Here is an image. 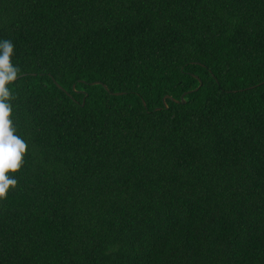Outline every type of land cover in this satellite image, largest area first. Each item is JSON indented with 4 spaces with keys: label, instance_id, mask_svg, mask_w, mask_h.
Segmentation results:
<instances>
[{
    "label": "trees",
    "instance_id": "trees-1",
    "mask_svg": "<svg viewBox=\"0 0 264 264\" xmlns=\"http://www.w3.org/2000/svg\"><path fill=\"white\" fill-rule=\"evenodd\" d=\"M3 40L0 264H264V0H0Z\"/></svg>",
    "mask_w": 264,
    "mask_h": 264
},
{
    "label": "clouds",
    "instance_id": "clouds-1",
    "mask_svg": "<svg viewBox=\"0 0 264 264\" xmlns=\"http://www.w3.org/2000/svg\"><path fill=\"white\" fill-rule=\"evenodd\" d=\"M13 55L14 44L10 40L0 41V200L6 199L9 190L17 186V179L9 173H17L22 168L28 150L26 141L16 134L10 119L15 97L8 85L19 78L21 71L13 64Z\"/></svg>",
    "mask_w": 264,
    "mask_h": 264
},
{
    "label": "water",
    "instance_id": "water-1",
    "mask_svg": "<svg viewBox=\"0 0 264 264\" xmlns=\"http://www.w3.org/2000/svg\"><path fill=\"white\" fill-rule=\"evenodd\" d=\"M57 84H58V83H57ZM58 86L61 87L60 84H58ZM105 87L108 89V87H107L106 85H105ZM61 88H62V87H61ZM198 88H199V87H198ZM198 88H197V89H198ZM197 89H196V90H197ZM189 92H192V91H188V93H189ZM119 93H120V92H118V94H119ZM168 97H169V96H168ZM172 99H173L174 101H176V102H179V100H177V99H174V98H172ZM182 102H185L184 95L182 96ZM164 103L166 104V100H165V98H164ZM144 104L146 105L145 102H144ZM166 106H167V104H166ZM167 107H168V106H167ZM158 109H159V108H158Z\"/></svg>",
    "mask_w": 264,
    "mask_h": 264
}]
</instances>
